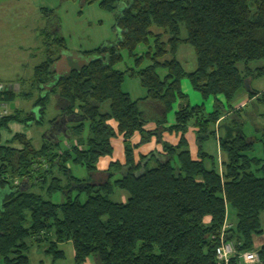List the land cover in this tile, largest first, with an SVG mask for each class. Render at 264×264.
Segmentation results:
<instances>
[{
	"label": "trees",
	"instance_id": "trees-1",
	"mask_svg": "<svg viewBox=\"0 0 264 264\" xmlns=\"http://www.w3.org/2000/svg\"><path fill=\"white\" fill-rule=\"evenodd\" d=\"M83 2H96L109 12L122 4L115 23L120 39L84 52L95 59L60 73L54 67L65 48L63 39L54 27L42 31L45 59L34 68L30 90L14 94L0 88V104L10 108L20 98L33 100L37 109L35 115L13 108L0 117V128L12 120L41 126L52 99L56 109L38 148L23 134L14 136L17 146L12 141L0 145V264H31L30 244L45 245L48 254L60 259L58 246L66 242L73 249V264H86L90 257L96 264H220L215 238L231 211L234 222L225 228V239L235 243L237 254L256 250L264 264V244L253 246V238L262 234L264 132L260 159L248 156L255 140L243 135L241 124L228 125L239 128L241 137L217 139L220 168L200 149L203 140L215 135V124H226L221 119L235 112L246 80L264 75V65L251 66L264 62V0ZM140 44L148 50L138 55ZM180 44L195 54L191 72L175 57ZM123 51L132 65L121 71L115 65ZM125 77L138 79L145 97L131 100L121 90ZM183 79L203 101L213 100L211 112L204 104L189 106L180 88ZM35 88L38 96L31 91ZM246 94L249 100L264 97L254 90ZM177 101L174 124L167 126ZM147 124L155 130L145 131ZM191 126L199 149L194 159L185 137ZM163 132L179 135L177 144L162 143L164 156L148 157L152 166L145 157L135 163L132 136L138 133L144 143L152 136L160 140ZM116 134L123 139L125 163H111L103 177L96 163L111 156L110 140ZM72 166L85 169L87 177H75ZM57 193L60 203L51 201ZM115 195H123L124 202Z\"/></svg>",
	"mask_w": 264,
	"mask_h": 264
},
{
	"label": "rangeland",
	"instance_id": "rangeland-1",
	"mask_svg": "<svg viewBox=\"0 0 264 264\" xmlns=\"http://www.w3.org/2000/svg\"><path fill=\"white\" fill-rule=\"evenodd\" d=\"M122 6V4H119L115 11L109 12L101 9L96 2L87 4L83 0H0V88L9 89L14 94L30 90V81L33 78L34 68L45 59L40 34L42 31L52 30L53 27L57 30L58 36L63 39L65 46L60 52L61 58L59 62L54 67L57 72L64 73L71 68L80 67L95 59L93 56L85 55L84 52L101 46L115 44L120 39L121 32L115 26V23L116 16L122 11ZM45 10H51V13H46L44 12ZM151 30L156 32L157 29L152 27ZM180 37H186V32L183 28H181ZM148 46H151L152 49L154 48L153 38L149 39ZM148 46L140 44L135 52L138 55L144 54L147 52ZM121 54L123 60L117 63L115 68L123 71L126 67L132 65V61L126 52L123 51ZM175 57L186 72H191L195 69V54L189 45H178ZM146 63L148 62H145L144 65ZM263 65L264 62L251 64L253 68H259ZM158 73L162 76L165 72L158 70ZM124 80L125 82L127 80L136 81L139 84L136 78L125 77ZM183 81L188 82L186 79L181 82ZM188 86L190 89L189 99L187 98L189 104L194 106L201 105L204 102L205 111L211 112L213 108L208 104L211 99L203 101L201 96L193 91L190 84ZM251 88L259 92V94L264 93V75L251 80ZM244 90H248L247 87L244 86ZM31 91L34 96H38L37 89ZM240 99L243 101L236 105V102ZM238 100L234 102V105H236L233 107L235 112L230 115L226 114L221 119V122L227 124H224V126L230 127L228 126L231 125L229 118L236 122V125H239V120L242 124L243 133L255 140L249 154L255 157H262L264 97H260V101L256 100V98L248 100V96L245 94L238 97ZM32 101H24L17 98L12 103L17 104L13 108L21 109L23 114L25 112H33L36 115L37 109L32 107ZM210 102H212L211 105L213 106V101ZM2 105V108L0 107V117L11 114L12 109L8 105ZM174 106L168 116L174 114ZM55 115V103L54 99H52L45 111L44 122L41 126L32 125L27 127L24 123L17 121L8 122L5 127L0 128V145L2 146L12 141L11 143L17 146L18 143L13 141L14 136L23 134L26 139L31 140L33 147L38 148L41 142V135L48 128L46 121ZM225 131L224 128L219 129V135L225 136ZM69 141L71 139L65 140V143ZM206 142L204 149H206L208 144L215 143L213 135L209 136ZM65 143L62 142L63 145ZM214 158L216 161L217 155ZM71 172L80 179L87 177L86 170L79 166H72ZM117 196H114L115 200H119L120 196ZM51 201L60 203L63 199L57 193L52 196ZM230 213L229 221L232 223L234 222L233 212L231 211ZM260 221L262 234L253 238V246L255 248L264 244V212L260 216ZM46 249L47 246L45 245L30 244L27 254L30 263L73 264V249L70 242L58 246V249L63 252V257L60 259H54L52 254L46 252ZM86 264H96V261L90 257L87 259Z\"/></svg>",
	"mask_w": 264,
	"mask_h": 264
},
{
	"label": "crops",
	"instance_id": "crops-1",
	"mask_svg": "<svg viewBox=\"0 0 264 264\" xmlns=\"http://www.w3.org/2000/svg\"><path fill=\"white\" fill-rule=\"evenodd\" d=\"M187 83L188 82H186V81L181 82L180 88H181L182 94L185 95L189 99L190 89H189V86H188L189 84H187ZM245 85H246V87H247L248 90H246L245 93L242 94V95H245L246 92L249 91V90H253V88H251V80H249V79L246 80ZM121 90L124 93L128 94V96L130 97V99L133 100V101L134 100H137V99H141V98L145 97V95H146L145 90H143L142 87L139 84H137L136 81L127 80V82H125V80H123V82L121 84ZM188 99H187V102H188ZM210 101H213V100H210ZM219 101L223 103V99L219 98ZM240 101H243V100H241V99L238 100L236 102V105L239 104ZM209 102H208L209 106L213 108V106L211 105L212 102H210V103ZM180 104L181 103L179 101H177L175 103V106H174L175 107L174 108V114L178 110V107H179ZM188 104H189V102H188ZM202 104H204V102ZM0 105H1L0 107L2 108L3 105L2 104H0ZM13 105H17V104L15 103ZM189 106H191V105L189 104ZM174 114H170L167 117V126H172L174 124ZM228 120L231 123V125H235L236 126V124H235L236 122L232 121V119H230V118ZM219 122H217L215 124V135L213 136L214 137V140H215V143L213 142V144H208L206 146V149H204V146L207 143L206 141L208 140V138H207L206 140H203V142H202V144L200 146V149H201V151L203 153L211 156L214 161H215L214 156L217 155L216 164L220 168V166H219V163H220L219 162L220 161L219 160L220 154H219L217 139H218V137H221L219 135V129H221V126L224 125V124H221L220 127H218ZM238 124L239 125L241 124L239 122V120H238ZM109 125L111 126V128L114 131H116V124L113 121H110L109 122ZM154 130H155V125H153V124H147V125H145V131L152 132ZM242 133H243V130H242ZM243 135L245 137H247L244 133H243ZM185 137H186L187 142H188V148H189V152L191 154V157L194 159V158L197 157V153H198V150L199 149H198V145H197V142H196L195 128L193 126H191V127L188 128V132L186 133ZM178 138H179V135H176L174 133L163 132L161 134L160 140L156 139L155 136H152L147 142L141 143L140 135L138 133H135L132 136V138L130 139V143L132 145L136 146L134 148V150H133V159H134V162L137 163L138 161H141L140 158L145 157L146 160H144V162L146 161V162H148L149 165L152 166L153 165V162L152 161L149 162V160H150L148 158L149 155L150 154H153V156L155 157V159L162 158L164 156V151H163V148H162V143H167V144H170V145L174 146V145L177 144ZM248 138H250V137H248ZM110 143H111L112 150H113L111 156L101 157V158L98 159V161L96 163V169H97V171L99 173L105 174V175H103V177H107L108 176V169H110L109 168V165L111 163H118L120 165H123L125 163V160H124V151H123V139H122V137L120 135L116 134V136L110 140ZM211 153H212V155H211ZM248 156L249 157H254V158H257V159L262 158V157L251 156L249 153H248ZM92 177H93L94 180H98V177L97 176H92ZM2 196H3V193H0V201L2 199ZM124 199H125L124 196L123 195H120L119 201L124 202ZM225 225H226V227H231L232 226V223H230V221L228 219L225 222Z\"/></svg>",
	"mask_w": 264,
	"mask_h": 264
},
{
	"label": "built area",
	"instance_id": "built-area-1",
	"mask_svg": "<svg viewBox=\"0 0 264 264\" xmlns=\"http://www.w3.org/2000/svg\"><path fill=\"white\" fill-rule=\"evenodd\" d=\"M226 225L222 227L216 236V245L214 248L215 259L220 264H232L235 260L236 264H261L259 254L256 250L245 251L240 254L236 252V245L233 241L226 240L224 230Z\"/></svg>",
	"mask_w": 264,
	"mask_h": 264
},
{
	"label": "water",
	"instance_id": "water-1",
	"mask_svg": "<svg viewBox=\"0 0 264 264\" xmlns=\"http://www.w3.org/2000/svg\"><path fill=\"white\" fill-rule=\"evenodd\" d=\"M245 87H246V85H245ZM13 107H14V105L10 104V108L13 109ZM221 128H224L226 130L225 136H224L225 139L230 138L235 133H237L241 137V130L239 128H232V127H227L224 125H222Z\"/></svg>",
	"mask_w": 264,
	"mask_h": 264
}]
</instances>
